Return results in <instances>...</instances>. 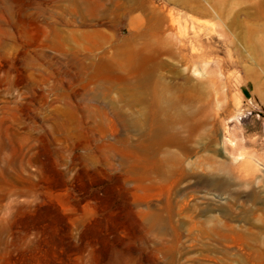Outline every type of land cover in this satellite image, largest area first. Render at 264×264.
<instances>
[{"label":"rangeland","instance_id":"374dc122","mask_svg":"<svg viewBox=\"0 0 264 264\" xmlns=\"http://www.w3.org/2000/svg\"><path fill=\"white\" fill-rule=\"evenodd\" d=\"M0 264H264V0H0Z\"/></svg>","mask_w":264,"mask_h":264},{"label":"bare ground","instance_id":"6f19581e","mask_svg":"<svg viewBox=\"0 0 264 264\" xmlns=\"http://www.w3.org/2000/svg\"><path fill=\"white\" fill-rule=\"evenodd\" d=\"M153 71V70H152ZM152 71H151V73H152ZM149 73H150V71H149ZM156 73V72H155ZM153 75V74H152ZM155 75V74H154ZM153 75V76H154ZM157 75V74H156ZM150 77V76H149ZM157 77H158V75H157ZM153 78V77H152ZM159 78H160V75H159ZM157 79V78H156ZM153 80V82H154V86H157L156 84H157V82L154 80V79H152ZM142 82V81H141ZM163 82V81H162ZM161 84V83H160ZM155 89V88H154ZM156 93V92H155ZM159 97L160 96H158V95H155V97H154V101H153V103H155V104H157V105H159V101H160V99H159ZM162 117V116H161Z\"/></svg>","mask_w":264,"mask_h":264}]
</instances>
